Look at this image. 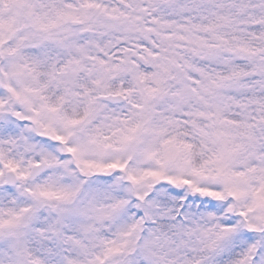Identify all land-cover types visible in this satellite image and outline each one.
Masks as SVG:
<instances>
[{
	"label": "snow or ice",
	"instance_id": "snow-or-ice-1",
	"mask_svg": "<svg viewBox=\"0 0 264 264\" xmlns=\"http://www.w3.org/2000/svg\"><path fill=\"white\" fill-rule=\"evenodd\" d=\"M0 264H264V0H0Z\"/></svg>",
	"mask_w": 264,
	"mask_h": 264
}]
</instances>
